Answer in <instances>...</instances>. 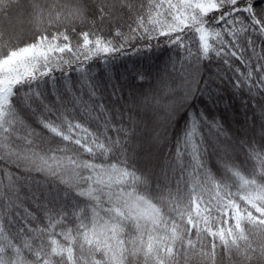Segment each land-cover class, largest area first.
<instances>
[{
  "label": "snow or ice",
  "instance_id": "1",
  "mask_svg": "<svg viewBox=\"0 0 264 264\" xmlns=\"http://www.w3.org/2000/svg\"><path fill=\"white\" fill-rule=\"evenodd\" d=\"M0 264H264V0H0Z\"/></svg>",
  "mask_w": 264,
  "mask_h": 264
}]
</instances>
